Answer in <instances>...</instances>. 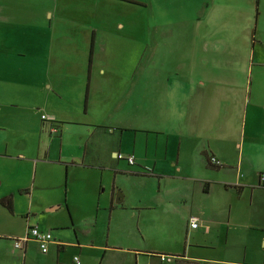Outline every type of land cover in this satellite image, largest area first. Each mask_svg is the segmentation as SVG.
<instances>
[{
  "label": "crops",
  "instance_id": "obj_1",
  "mask_svg": "<svg viewBox=\"0 0 264 264\" xmlns=\"http://www.w3.org/2000/svg\"><path fill=\"white\" fill-rule=\"evenodd\" d=\"M256 10L257 0H0V264H168L161 254L264 264V0ZM76 33L86 37L79 83L50 78L58 67L45 84L37 66L39 82L13 90L37 43L41 60ZM23 102L40 130L19 136L14 157L4 131ZM9 169L20 172L13 183ZM34 226L54 235L46 253L34 239L13 244Z\"/></svg>",
  "mask_w": 264,
  "mask_h": 264
},
{
  "label": "rangeland",
  "instance_id": "obj_2",
  "mask_svg": "<svg viewBox=\"0 0 264 264\" xmlns=\"http://www.w3.org/2000/svg\"><path fill=\"white\" fill-rule=\"evenodd\" d=\"M145 2L147 0H144ZM46 2V0H45ZM28 7H31L30 5ZM126 14H124L123 16H125ZM139 16H136V18L139 20V26L137 27V31L138 34L141 37L140 40V47H141V51L143 52V50L146 49V47L144 46V40L146 39L147 35H148V22L150 21V17L147 11V8L144 7L143 5L140 6L139 8ZM174 16V14H173ZM46 18L45 20H43L44 24H46ZM60 31V29H57V32ZM80 33V32H79ZM77 34L76 36H74L73 38L67 39V38H61L57 44H55V49L54 52L51 55H48L47 52L46 57L44 58H40L39 59V54H40V48H39V43H37L38 48L35 46L32 50V57L27 59V73L25 71L22 72V74L20 75V77H18V82L15 83L12 88L13 90L17 91V92H25L28 91L29 88L28 87H24V82L22 80L25 81H32L34 83H38L39 82V78L37 79V75H33V78L30 79V70L32 67H37L40 66L42 68V66H44L45 68H47V71L44 73L46 76L44 78H41V82L48 84L50 81L47 75H50V73L48 72V70L53 71L56 70L59 67V71L56 73H52L50 75V78L59 81V83H64L66 86H71V80L73 83H79V75H84V73L82 72L83 70V66L81 65V60L83 61L81 55L83 53V50L85 48V39L86 37L84 36V33H87L86 31H84L83 34ZM71 36V35H70ZM72 48V49H71ZM72 52V54H71ZM64 53V54H63ZM45 58H47L45 60ZM51 58V61L50 59ZM38 60V61H37ZM119 60L114 61V65L118 66L120 65ZM138 61V58H136L135 60H131V63L127 64V66L133 67L134 64ZM60 62V63H59ZM88 62V59H87ZM169 66V65H168ZM88 73H89V69H88ZM37 74L39 75V71L37 72ZM69 100L71 102V90L68 91L67 95H65L64 99H63V103L65 104V109L67 108V105L69 104ZM58 101V99H57ZM56 102L55 98H52L50 100V103H43V102H38L36 106L38 107H42V108H46V107H51L52 104ZM37 108V107H36ZM40 111V110H38ZM13 112H15L17 115H8V123H7V129L6 131H4L6 133V135L9 138V142L10 144V148L12 151V155L15 157L17 156V154H19L18 152V148L20 147V144L17 143L19 136L21 135H30V133L32 131L35 132V134L37 135L38 131L40 130L38 124L41 121L40 116L41 114L39 112H37L36 109L32 110L28 104H26L25 102L22 103V107L18 110H14ZM71 112V110H70ZM40 114V115H39ZM67 120V119H64ZM65 122V121H63ZM60 123V122H57ZM61 125V124H60ZM63 125V124H62ZM51 126V123H50ZM68 131L70 132L67 137L64 139V153H71V125L68 126ZM59 136V135H57ZM28 139V138H27ZM35 143L37 144V139H34ZM34 140L28 139L29 143L33 142ZM45 144H48V134H46L45 138ZM59 139H55L54 138V143L52 144L54 149H58L59 151ZM18 145V148L15 149V146ZM46 147V146H45ZM13 148V149H12ZM124 155H128L127 153H122ZM60 167V166H59ZM61 169V167H60ZM20 174V172H15L9 169V173L8 175H12V181L11 183H13V181H15L16 177L15 175ZM59 178L62 182H66L67 176H66V172L64 171V173L60 172ZM5 187L4 185L1 187L3 188ZM14 188V186H13ZM20 197V193H18V196ZM21 198V197H20Z\"/></svg>",
  "mask_w": 264,
  "mask_h": 264
},
{
  "label": "built area",
  "instance_id": "obj_3",
  "mask_svg": "<svg viewBox=\"0 0 264 264\" xmlns=\"http://www.w3.org/2000/svg\"><path fill=\"white\" fill-rule=\"evenodd\" d=\"M42 118L49 119L46 115H42ZM49 120L51 123V127H50L51 133H57L59 129L55 125V120L53 118H50ZM118 158L127 160L131 165L135 163V156L132 154L124 155L122 153H119ZM210 161L214 165H221V162L215 156H211ZM262 177L264 178V173L262 174ZM199 225H200L199 219L194 218L193 221L191 222V227L197 228ZM32 239L36 240L40 246L41 251L46 253L49 250L50 244L54 241V235L51 231H45L39 228V226H34L29 229L28 233L25 236L20 238H12V241L15 248L20 249L23 248L24 245H26L27 242ZM160 259L162 262L173 264L176 261V256L161 254ZM73 260L75 264H82L79 255H75Z\"/></svg>",
  "mask_w": 264,
  "mask_h": 264
},
{
  "label": "trees",
  "instance_id": "obj_4",
  "mask_svg": "<svg viewBox=\"0 0 264 264\" xmlns=\"http://www.w3.org/2000/svg\"><path fill=\"white\" fill-rule=\"evenodd\" d=\"M256 12L258 13V0H257V10ZM93 49H94V38H92V42H91V50H90V58H89V67H91V64H92V55H93ZM89 72H90V68H89ZM1 203L3 205H5L10 211H13V204H12V200L10 198L8 199H5V200H2ZM181 257L180 256H176V264H183L180 259Z\"/></svg>",
  "mask_w": 264,
  "mask_h": 264
},
{
  "label": "water",
  "instance_id": "obj_5",
  "mask_svg": "<svg viewBox=\"0 0 264 264\" xmlns=\"http://www.w3.org/2000/svg\"><path fill=\"white\" fill-rule=\"evenodd\" d=\"M117 201L119 202V198H117Z\"/></svg>",
  "mask_w": 264,
  "mask_h": 264
}]
</instances>
